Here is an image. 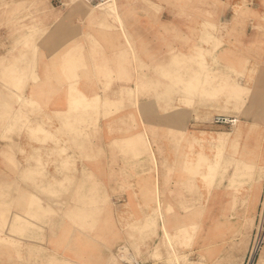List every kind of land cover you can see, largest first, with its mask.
Listing matches in <instances>:
<instances>
[{
    "label": "crops",
    "instance_id": "crops-1",
    "mask_svg": "<svg viewBox=\"0 0 264 264\" xmlns=\"http://www.w3.org/2000/svg\"><path fill=\"white\" fill-rule=\"evenodd\" d=\"M148 2L155 8V2ZM114 4L121 15L130 9L147 13L121 17L122 32L100 28L97 19L108 18L101 13H85L93 20H88L89 29H81L80 20L73 18L75 9L42 20L45 30L37 41V80L23 89L24 98L37 111L31 114L30 108L21 107L17 112L11 100L9 131L5 117H0V264H64V259L81 264L83 239L101 230L83 231L80 223L95 227L104 218L112 224L116 217L133 219L121 230L124 245L120 248H126L139 264H160L149 256L151 250L144 251L146 240L138 238L143 231L136 220L153 215L156 201H176L170 196L172 184L184 186V202L193 201L194 190L187 189L190 176L178 172V155L184 152L177 133L190 132V108L177 101L178 86L167 77L175 69L168 66L170 53L190 51L187 45L177 44L182 39L176 35L151 29L157 23L187 25V7L184 16L175 17L174 10L166 11L160 4L163 9L156 21L144 3L118 0ZM230 22L235 26L233 18ZM6 36L0 27V41ZM179 37L187 42L186 34ZM16 57L0 60V77ZM140 81L146 82L144 90L136 87ZM127 89L134 91L131 104L123 95ZM8 91L13 89L0 81V93ZM71 91L87 100L105 99L109 105L70 111ZM36 126L46 135L33 133ZM234 142L236 146L235 136ZM64 156L69 160L67 171L60 163ZM225 184L217 188L216 216L220 221L223 215L234 225L243 213L245 193L228 192ZM256 206L257 201L251 211L249 205L253 221ZM89 232L92 235L84 234ZM135 250L141 260L134 257Z\"/></svg>",
    "mask_w": 264,
    "mask_h": 264
},
{
    "label": "rangeland",
    "instance_id": "rangeland-1",
    "mask_svg": "<svg viewBox=\"0 0 264 264\" xmlns=\"http://www.w3.org/2000/svg\"><path fill=\"white\" fill-rule=\"evenodd\" d=\"M115 1L117 3L118 0ZM126 1H139L150 6L152 14L149 15L156 21L163 8L166 11L174 10L175 17L184 16L185 7L188 10L187 25H162L156 22L151 29L158 34L176 35L177 39H182L177 44L187 45L186 49L190 51L187 54L170 53L168 66L175 69L172 70L173 75L167 74V77H171L178 86L175 91L177 101L190 108V132L177 133V140L182 142L184 152L178 155V172L190 176L187 189L191 187L194 190L193 201L184 202L181 191L184 186L172 184L170 196L171 200L175 198L176 201H156L153 215L142 220L134 219L140 222L139 230L143 231L137 234L138 238L146 240L144 251L151 250L149 256L160 264H257L264 248L263 239L255 255L253 251L251 259L252 241L264 192V0ZM148 1L155 2V8ZM63 9L65 13L75 9L73 18L80 20L77 25L81 29H89L88 20L93 19L86 15L104 14L105 8L99 9L81 0H0V27L7 32V40L0 41V60L17 54L14 63L4 67L6 73L0 77L1 82L13 89L12 92H4L5 96L0 93L4 97L0 100V117H5L2 119L6 123L11 119V100L17 104V112L21 107L30 108L31 114L37 111L34 103L24 98L23 89L27 82L37 80V41L45 30L40 26L42 20L47 15L56 18ZM236 12L242 14L234 18ZM245 12L246 16L243 14ZM146 13L130 9L122 11L121 15L117 10L116 15L97 21L103 30L122 32L121 17H142ZM232 18L235 26L230 25ZM184 34L187 42L179 37ZM168 46L169 43L166 48L170 49ZM144 83L136 82V87L139 85V89L144 90ZM123 95L131 104L134 91L127 89ZM108 105L105 99L99 102L98 98L87 100L76 91L70 94V111L106 109ZM217 115L234 119L235 125L229 128L212 125L211 120ZM5 130L9 131L8 123ZM31 131L46 135L40 126ZM226 136L230 139L235 136L236 146H219L220 139ZM60 163L67 171L68 156L62 157ZM64 181L68 182L66 176ZM224 181L226 191L245 193L244 200H241L243 213L239 219L236 218L234 225L223 215L220 221L216 216L217 188ZM59 186L65 188L62 184ZM52 192L49 189V193ZM255 201L257 206L253 221L249 205L252 211ZM87 205L83 204L84 207ZM48 212L51 213V210ZM67 219L73 222L70 217ZM132 220L116 217L111 224L110 219L104 218V224L97 221L95 227L82 221L80 229L83 231H101L89 240L83 239L80 263L138 264L126 248H120L124 245L121 230ZM84 234L92 235L90 232ZM134 257L141 260L137 250ZM63 262L70 264L65 259Z\"/></svg>",
    "mask_w": 264,
    "mask_h": 264
},
{
    "label": "built area",
    "instance_id": "built-area-1",
    "mask_svg": "<svg viewBox=\"0 0 264 264\" xmlns=\"http://www.w3.org/2000/svg\"><path fill=\"white\" fill-rule=\"evenodd\" d=\"M81 1L93 7H100L110 0H81ZM211 124L218 125V126H222V125L228 126L229 128L235 124V120L229 117L217 115L212 118ZM263 239H264V192H263L262 200L260 203V213H259V217L257 220L256 228L254 231L252 247H251L252 251H254V255H255V252L259 249L260 245L262 244ZM133 264H136V262H133Z\"/></svg>",
    "mask_w": 264,
    "mask_h": 264
},
{
    "label": "bare ground",
    "instance_id": "bare-ground-1",
    "mask_svg": "<svg viewBox=\"0 0 264 264\" xmlns=\"http://www.w3.org/2000/svg\"><path fill=\"white\" fill-rule=\"evenodd\" d=\"M74 1H78V0H74ZM114 1L115 0H110V1L106 2L104 5L99 7V9H104L105 8L104 9L105 16L109 17L110 15H116L117 9H116V6L114 4ZM238 16H239V14L237 13V14L234 15V18L238 17ZM226 144L230 145V147L231 146L232 147L235 146L234 137L232 139H230V138H228V136H226V137L220 139L219 146L223 147ZM216 163L218 164L217 161H216ZM261 249H262V247H261ZM252 256H253V251L251 252V259H252ZM257 264H264V248L262 249V251H261V253L259 255V258L257 260Z\"/></svg>",
    "mask_w": 264,
    "mask_h": 264
}]
</instances>
